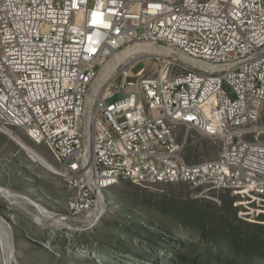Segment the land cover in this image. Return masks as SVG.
Listing matches in <instances>:
<instances>
[{"label": "built area", "instance_id": "built-area-1", "mask_svg": "<svg viewBox=\"0 0 264 264\" xmlns=\"http://www.w3.org/2000/svg\"><path fill=\"white\" fill-rule=\"evenodd\" d=\"M263 105L264 0H0V122L48 149L74 214L123 179L226 191L264 223ZM190 131L218 153L186 162Z\"/></svg>", "mask_w": 264, "mask_h": 264}, {"label": "rangeland", "instance_id": "rangeland-1", "mask_svg": "<svg viewBox=\"0 0 264 264\" xmlns=\"http://www.w3.org/2000/svg\"><path fill=\"white\" fill-rule=\"evenodd\" d=\"M143 66L144 60L136 62L132 72ZM254 125L264 140V105ZM178 132L181 142L184 131ZM15 137L56 167L45 146L0 122V264H173L172 248L188 240L180 225L183 209L192 208L214 227L227 218L259 219L256 213L240 218L239 197L226 191L196 196L182 183L145 187L123 179L101 192L92 216L74 214L73 191L62 177L34 161ZM182 149L186 162H200L213 158L220 145L190 131ZM6 192L15 198L5 197ZM40 207L46 216L39 215ZM55 220H60L58 226ZM202 257L198 249L191 254L193 264Z\"/></svg>", "mask_w": 264, "mask_h": 264}, {"label": "trees", "instance_id": "trees-1", "mask_svg": "<svg viewBox=\"0 0 264 264\" xmlns=\"http://www.w3.org/2000/svg\"><path fill=\"white\" fill-rule=\"evenodd\" d=\"M181 215L180 225L188 240L172 248L173 264H193L191 254L197 249L203 256L199 264H264L263 224L227 218L214 227L212 222L197 217L192 208L183 209ZM197 232L201 233L199 238Z\"/></svg>", "mask_w": 264, "mask_h": 264}, {"label": "bare ground", "instance_id": "bare-ground-1", "mask_svg": "<svg viewBox=\"0 0 264 264\" xmlns=\"http://www.w3.org/2000/svg\"><path fill=\"white\" fill-rule=\"evenodd\" d=\"M144 47H147V48H152L150 47V45H142V44H135L134 46L132 47H129V48H126L124 50H122L120 53L116 54V56H114L108 63H106V65H104V70H102L101 72L103 74H101V76L105 75V73L111 69L112 67L115 66V64L117 62H119L125 55L127 54H130L131 52H135L137 51L138 49L140 48H144ZM16 142H18L20 144V146H22V148L24 150L27 151V153L29 154V156L36 162H38L39 164H41L43 167L49 169L50 171H54L56 172L57 168L51 164L45 157H43L41 154H39L37 151H35L34 149H32L30 146H28L27 144H25L24 142H22L21 140H19L18 138H14ZM5 197L9 198V199H13L15 198L14 195H11L10 193L6 192L5 193ZM40 216H46V211L40 207ZM40 216H37L38 219L37 220H40Z\"/></svg>", "mask_w": 264, "mask_h": 264}]
</instances>
